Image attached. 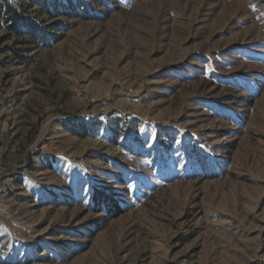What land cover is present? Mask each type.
<instances>
[{
  "label": "rangeland",
  "instance_id": "obj_1",
  "mask_svg": "<svg viewBox=\"0 0 264 264\" xmlns=\"http://www.w3.org/2000/svg\"><path fill=\"white\" fill-rule=\"evenodd\" d=\"M0 264H264V0H0Z\"/></svg>",
  "mask_w": 264,
  "mask_h": 264
},
{
  "label": "trees",
  "instance_id": "obj_2",
  "mask_svg": "<svg viewBox=\"0 0 264 264\" xmlns=\"http://www.w3.org/2000/svg\"><path fill=\"white\" fill-rule=\"evenodd\" d=\"M98 193V192H97ZM94 201L97 205L101 204L104 209H106L107 213L111 212H120L121 211V206L120 204L110 198L108 195H105L104 193H98L94 197Z\"/></svg>",
  "mask_w": 264,
  "mask_h": 264
}]
</instances>
